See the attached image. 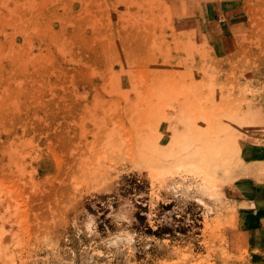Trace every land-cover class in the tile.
I'll use <instances>...</instances> for the list:
<instances>
[{
	"label": "rangeland",
	"instance_id": "374dc122",
	"mask_svg": "<svg viewBox=\"0 0 264 264\" xmlns=\"http://www.w3.org/2000/svg\"><path fill=\"white\" fill-rule=\"evenodd\" d=\"M254 185L264 0H0V264H264Z\"/></svg>",
	"mask_w": 264,
	"mask_h": 264
},
{
	"label": "crops",
	"instance_id": "0c3cea01",
	"mask_svg": "<svg viewBox=\"0 0 264 264\" xmlns=\"http://www.w3.org/2000/svg\"><path fill=\"white\" fill-rule=\"evenodd\" d=\"M235 191L240 189L235 186ZM246 191L241 194L244 198L237 199L242 204L238 209V227L244 236V248L257 250L258 253L254 252L253 255H258L260 260L264 259V188L254 185Z\"/></svg>",
	"mask_w": 264,
	"mask_h": 264
},
{
	"label": "bare ground",
	"instance_id": "6f19581e",
	"mask_svg": "<svg viewBox=\"0 0 264 264\" xmlns=\"http://www.w3.org/2000/svg\"><path fill=\"white\" fill-rule=\"evenodd\" d=\"M6 4V3H5ZM199 199V198H198ZM210 207V206H209Z\"/></svg>",
	"mask_w": 264,
	"mask_h": 264
}]
</instances>
